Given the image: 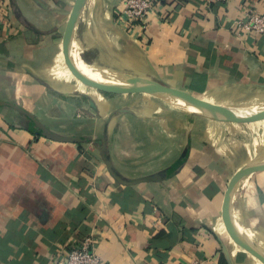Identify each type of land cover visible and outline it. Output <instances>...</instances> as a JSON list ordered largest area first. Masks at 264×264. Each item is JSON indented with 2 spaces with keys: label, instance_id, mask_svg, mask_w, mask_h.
Returning <instances> with one entry per match:
<instances>
[{
  "label": "crops",
  "instance_id": "obj_1",
  "mask_svg": "<svg viewBox=\"0 0 264 264\" xmlns=\"http://www.w3.org/2000/svg\"><path fill=\"white\" fill-rule=\"evenodd\" d=\"M74 1L0 0V102L80 138L49 139L0 104V264H59L88 235L103 264H264L223 217L230 179L264 156V112L219 121L137 87L156 104L81 85L63 67ZM152 1L142 24L126 19L121 0H86L72 39L82 59L234 110L264 101V34H240L234 25L249 7L264 12V0ZM103 144L126 180L166 175L123 184ZM229 211L264 251V163L239 181Z\"/></svg>",
  "mask_w": 264,
  "mask_h": 264
},
{
  "label": "water",
  "instance_id": "obj_2",
  "mask_svg": "<svg viewBox=\"0 0 264 264\" xmlns=\"http://www.w3.org/2000/svg\"><path fill=\"white\" fill-rule=\"evenodd\" d=\"M86 0H75L74 4L71 8L66 27L64 32V46H65V52H66V58L68 66L71 68V71L76 75L77 79H79L84 84H89L95 87L97 90H109V89H115L122 86H128L132 89V85L136 84H148L151 87L155 88L156 90L169 95L170 97L181 101L185 106L192 109V112L210 119L219 120V121H241L246 120L249 118H252L254 116H257L264 112V101L259 104V108H257L254 111L248 112V113H237L233 107L229 106H220V105H213L209 104L205 101H202L200 99H197L193 97L191 94L179 90L177 88H174L172 86H169L165 83L144 77L139 75H125L124 78H117V81L114 83L109 82H102L98 80H94L92 78L87 77L84 75L79 68L75 64V60L72 56L71 48H72V39L74 35V31L76 28V24L80 15V12L85 4ZM105 80V79H104ZM106 81V80H105ZM137 91L136 89H134ZM139 92V91H138ZM0 104L8 105L12 107L13 109L23 113L27 118H29L37 127V129L47 138L56 140V141H70V142H76L80 140V138L76 136H59L49 130L42 122H40L37 118H35L33 115L25 111L20 106L8 103V102H0ZM105 144H103L102 148V156L104 158V161L106 162L109 170L111 171L114 178H116L119 182L123 184H135L142 181H158L161 180L165 175L166 172H160L156 174H150L146 176H142L139 178H135L133 180H126L122 178L120 175H118L117 172L111 167V164L107 157H105ZM264 163V156H256L253 159H251L247 164H245L240 170H238L233 177L230 179L227 189L225 191L224 195V203H223V217L225 221V225L227 227V230L229 233L235 238L236 241H238L240 244L245 246L248 250H250L252 253H254L258 258H260L262 261H264V251L259 249L255 244L251 243L249 240H247L236 228L234 225L232 218L230 216V204H231V198L233 196V192L239 183V181L247 175L251 170L256 168L257 166Z\"/></svg>",
  "mask_w": 264,
  "mask_h": 264
},
{
  "label": "built area",
  "instance_id": "obj_3",
  "mask_svg": "<svg viewBox=\"0 0 264 264\" xmlns=\"http://www.w3.org/2000/svg\"><path fill=\"white\" fill-rule=\"evenodd\" d=\"M206 4L226 2L227 0H204ZM153 5L152 0H121L122 13L129 22L144 24ZM240 34L263 35L264 12L253 7L247 8L243 15L234 21ZM92 235L83 237L59 264H103V260L93 250ZM205 260H193L190 264H206Z\"/></svg>",
  "mask_w": 264,
  "mask_h": 264
},
{
  "label": "bare ground",
  "instance_id": "obj_4",
  "mask_svg": "<svg viewBox=\"0 0 264 264\" xmlns=\"http://www.w3.org/2000/svg\"><path fill=\"white\" fill-rule=\"evenodd\" d=\"M71 50H72V55H73V58L75 60L76 66L79 68V70L84 75H86L87 77L92 78V79H99V80H104L105 79V80H110V81H113V82L117 81V77L113 73H110L109 71H102V70H99V69H96V68H93V67L89 66L82 59V57H81V55L79 54V51H78L77 43L74 42V41L72 42ZM132 86L133 87H137V88H139V90H144L145 92H148V93H151V94H155V95H158V96L164 95V96H167V97L171 98L172 100H176V99L170 97L169 95H166V94L156 90L155 88L151 87L148 84H136V85H132ZM164 98H166V97H164ZM176 101H178L186 110H188L189 112H192V109H190L187 106H185L181 101H179V100H176ZM257 108H259V105L257 104V102L252 101V102H249L245 106V108L238 109V110H235V111L237 113L245 114V113L254 111Z\"/></svg>",
  "mask_w": 264,
  "mask_h": 264
},
{
  "label": "rangeland",
  "instance_id": "obj_5",
  "mask_svg": "<svg viewBox=\"0 0 264 264\" xmlns=\"http://www.w3.org/2000/svg\"><path fill=\"white\" fill-rule=\"evenodd\" d=\"M64 66H68V63L67 62H64V64H63V67ZM68 69V68H67ZM68 71L72 74V72H71V70H69L68 69ZM63 72H65L64 71V68H63ZM117 78H124V76H118L117 74H115V73H113ZM73 75V74H72ZM68 79V78H67ZM69 81L68 82H73V83H75L73 80H71V79H68ZM78 81L81 83V85H86V84H84L83 82H81L79 79H78ZM98 92H100V93H103V90H100V89H98L97 90ZM145 92V91H144ZM113 93L115 94V93H118V95H120V96H124V98L125 99H127V101L128 100H135L136 98H139V100H143L144 98H146L147 100H150V102H152L153 104H156V99H157V97H155V96H153V95H150V94H146V93H148V92H146V93H143V92H138V91H135L134 89H132V88H130V87H128V86H122V87H119L117 90H115V91H113ZM155 98V99H154ZM126 101V100H125ZM169 102V101H168ZM172 105H174V107L176 106V104L175 103H172V102H170ZM255 125H257V124H253V125H250L251 127H252V129H253V131L254 130H256V126ZM261 156H263V155H261Z\"/></svg>",
  "mask_w": 264,
  "mask_h": 264
}]
</instances>
